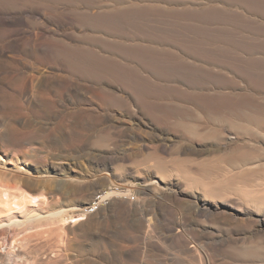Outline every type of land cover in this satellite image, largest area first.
<instances>
[{"label":"bare ground","instance_id":"1","mask_svg":"<svg viewBox=\"0 0 264 264\" xmlns=\"http://www.w3.org/2000/svg\"><path fill=\"white\" fill-rule=\"evenodd\" d=\"M0 37V59L11 62L4 67L13 71L14 60L24 61L29 99L52 108L44 96L52 89L67 99H99L113 116L122 113L129 123L120 119L124 138L140 141L138 151H146L130 157L133 178L148 186L150 196L173 183L177 200L189 202V210L175 214L174 221L164 218L160 227L153 226L151 212L139 218V229L129 239L143 244L144 257L151 249L166 257L161 245L169 234L176 258L162 264H264V0H0ZM89 105L77 110L79 122L100 124L109 118ZM27 120H3L8 127L0 131V148L35 143L41 130ZM70 126L62 128L65 147L75 144ZM47 130L41 134L45 141L62 146L51 138L53 129ZM48 169L55 180L33 177L26 169L9 177L0 173V227L16 229L12 241L0 238V250L6 252L0 253V264H31L33 255L41 257L39 264L64 263L55 248L60 241H49L55 247L47 256L28 233L41 222L57 231L81 225L100 207L52 211L45 195L52 188L59 192L69 183L73 195L94 181L114 186L119 176L120 187L110 189L111 202L98 215L138 208L121 165L115 174ZM137 259L88 264H141Z\"/></svg>","mask_w":264,"mask_h":264},{"label":"rangeland","instance_id":"2","mask_svg":"<svg viewBox=\"0 0 264 264\" xmlns=\"http://www.w3.org/2000/svg\"><path fill=\"white\" fill-rule=\"evenodd\" d=\"M0 40H1V37H0ZM0 45H1V41H0ZM4 62H10V61L7 59H4V60L0 59V118H1L0 119V122H1L0 131H3L6 127H8L3 122V120L7 119V117L11 119L13 117L21 121L28 119L27 121L31 122L32 126L35 129L41 130L40 131L41 134L43 132H47L48 131L47 129H53L51 138L63 144L66 137L64 136L62 132V128L64 127L65 124H68L69 126L71 125L70 126L71 128L74 127L75 129V132L73 133L74 135L72 138L75 139V141L73 142L76 144V146L75 144H73L72 146L65 147L63 144L62 146H59V147H52L45 141L44 137L41 134L39 137H37L36 139L37 142L35 141V143L32 146L24 147V149L23 148L16 149L15 147H13L12 149V147L10 146L8 147L6 145L5 147L0 148V157L1 159H3L4 164H5L4 165L5 168L0 167V173L6 174L9 177L11 175L21 174V173L19 174V172H17L16 169H26V171L24 172L26 173L29 172V174L32 173V175L31 174L30 175L33 177L35 175L38 176L39 174H42V175H46V177L48 178L50 176V180H55L52 174L48 175L49 166L54 165V166H59L63 168H65L66 166L67 167L70 166L74 168L75 170H79L81 172H89L90 169L96 168L98 170H102V174L104 173H109V174L114 173L115 174L116 166L121 165V167L123 168L122 178H126L125 179L126 183L129 181L131 182L130 186L135 191V194L132 195V199L134 202L139 203L138 208H135L136 206L131 207L132 210L128 212L124 211V212L113 214V215L109 212L108 213L106 212V215L104 217H100L98 213L102 209L104 208L106 209L107 206H109L110 204L109 203L106 206L100 207L99 210L96 209L95 211L89 213L90 215H88L87 222L81 223V225H76L74 227L72 224L68 225L63 229L64 231L63 230L57 231L54 228L50 227L49 225L44 224V222H41L40 226H36L37 228L35 227L34 229L30 230V232L28 233L30 237L32 236L34 237L35 235L34 238L33 237L32 239L29 238L31 244L35 245L36 247H39L42 244L43 248H45L42 250L43 251L42 253L44 255L50 256L51 253H50V249L48 248L52 245V243L53 245L55 244L54 241H58V242L60 241L59 243L56 242L57 247L53 245L51 247L57 248V251L62 253L63 257H65L64 263L62 264H80V263L88 264L90 261L92 262L98 261L102 263H110V262L118 263L121 260L133 263V262H136L135 259L137 258H138L137 259L138 263H141V264H149L150 262H152L151 264H160V263L162 264V262L166 261L168 258H170L169 260L175 259L176 258L174 255L175 250H172L174 246L171 242V238L169 234L164 235L168 238V239L167 238L163 239V241L167 242L166 245L165 243H162L161 245L162 246L161 249L163 250V252L165 251L164 254H166V255L164 254L163 255L166 257L159 256V254L155 250L153 251L152 249L150 252H148V256L144 257V255H142L143 244L138 243V242H133L132 240L129 239L130 235L134 233L136 234V232L138 231L139 218L146 212L153 213V221H152L153 223L152 224L156 228V227L162 226V224L164 223V218L168 219V222L174 221L173 219L175 218L173 217H176L175 214L189 210L190 206H188L189 205L188 201L180 202L179 200H177L178 190L176 187L173 186V183L162 184V187H163L161 189L162 193L156 195L157 196L156 197V196L148 195V191L147 190L145 191V189H147L148 186L145 183H143L141 180H136L133 178L132 176L133 166L131 164L132 162L130 161V157L131 156H138V157L142 156L146 153V151H138L140 141H137V140L136 141H131V140L126 141L127 137L124 138L123 133L125 132V129L121 127V130H120V126H119L121 123L120 119L124 125L129 124V123L126 122L125 118H122L123 114L117 112L115 113L116 115L113 116L111 113L113 111L110 108V106L108 104L102 103L101 101H99V99H74V100L67 99L65 96H62L59 94L54 95V92L52 89L50 91L45 92L44 94L45 97L50 98L48 100H50L53 105L52 108L48 109L47 105L40 103L36 101L35 99L28 98L27 96L28 93L25 90L29 91V88H26V87L24 88V86L26 85L24 83V78L28 73L27 69L24 67V61L14 60V63L12 64H13V67L15 66V70L13 71L11 69L5 68ZM22 89L23 90L25 89L24 90L25 93L21 97L19 96V91ZM22 98H24V100ZM89 104H93L96 107L100 108L103 111L102 112L100 110L101 114L103 113L105 117L108 116L109 118L108 119L103 118L101 123L99 122L100 124H98V122H95L92 119L81 120L79 122V118L77 117L78 115L77 110L79 109L80 106H83V105L87 106ZM105 109H107L108 114H106ZM41 112H44V113H41ZM37 113L41 116L42 120L41 118L33 119V116ZM72 114L74 115V118H69L68 116ZM124 122H126V124ZM83 125H85L84 128H83ZM116 129L119 130L120 132L117 131ZM107 132L108 133L110 132L109 135L107 134ZM79 133L81 134L79 135ZM95 136L98 137L99 139L96 138ZM113 139L115 140L113 141ZM79 152H80V155L78 156ZM25 156L27 158H25ZM69 157H72L71 158L72 160ZM67 160L69 162H67ZM147 172L148 174H151V175L154 174L152 173L151 170L150 172L149 171ZM21 176L28 177L29 175L22 174ZM119 178H120L119 176H117L116 178H113L114 186H112L113 183L109 184V183H106L100 180L89 183L88 185L85 184V186L87 187L86 190L81 191V193L73 194V195L69 194L70 184L66 183V185L63 186V190L61 189L59 192H55L54 189L52 188L51 191L49 193H46L45 195L49 201L48 203L52 211H57L62 208V210L66 209L69 213H74L75 206L85 208L87 206H94L95 204H97V195H94V194L98 192L110 191L112 187L113 189L119 188L120 187L119 186L120 182H118ZM173 179L174 178H172L171 181H174ZM125 182H121V184ZM109 201L110 200H108V202ZM41 207L43 208V211L47 209L45 205ZM15 230L16 229H13V228L11 229L7 226L0 227V238H2V235H3V236H6L5 238L6 240L12 241L11 236L14 233L13 231ZM59 232H61L62 235L60 233V235L57 236ZM54 233L56 235H54ZM157 235L159 236V234ZM60 236L62 237L59 238ZM53 238H56V239L52 240ZM51 240H52V243H49V241L51 242ZM47 243L50 245L48 246ZM154 243H157V242H154ZM68 244L71 246V249H70V246L68 247ZM62 245H64V248L62 247ZM135 245H137V247ZM168 246L171 249L168 248ZM59 247H61L63 250ZM168 249L169 251H167ZM3 250L4 249H1L0 253L3 254L4 252V254H6V252ZM67 251H69L70 253H68ZM103 252H104L105 257H103ZM139 253L141 257L139 256ZM78 256H80V259H77L79 258ZM171 256H172V259H171ZM32 257L33 259L31 261V264H33V262L34 264H39V259H41V257L40 256L37 257L34 255ZM82 257H83V260H82ZM148 257H151L149 258L150 259L149 263H148L149 260H147ZM12 259L13 258H11V260ZM131 259H133V261ZM20 261L21 260H17L16 262L10 261L8 262V264H27L23 260L21 262ZM77 261H80V262L77 263ZM48 264H51V262Z\"/></svg>","mask_w":264,"mask_h":264},{"label":"built area","instance_id":"3","mask_svg":"<svg viewBox=\"0 0 264 264\" xmlns=\"http://www.w3.org/2000/svg\"><path fill=\"white\" fill-rule=\"evenodd\" d=\"M109 192H112V191L110 190V191L98 192V193L94 194V195H97V204L94 206H87L86 210L106 206L107 202L109 200V196H108Z\"/></svg>","mask_w":264,"mask_h":264}]
</instances>
